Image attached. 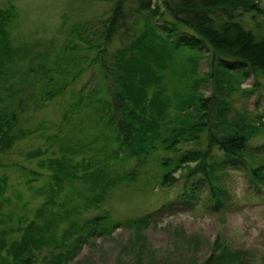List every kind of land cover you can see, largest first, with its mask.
Wrapping results in <instances>:
<instances>
[{"label": "rangeland", "instance_id": "obj_1", "mask_svg": "<svg viewBox=\"0 0 264 264\" xmlns=\"http://www.w3.org/2000/svg\"><path fill=\"white\" fill-rule=\"evenodd\" d=\"M115 1L0 0L9 59L14 69L25 71L24 83L14 84L15 94L0 96V111L16 114L11 122L16 139L0 145V259L8 264H264V180L255 189L249 168L264 164V76L243 67L230 71L231 83L220 84L222 57L209 47L195 62L187 61L191 53L185 49L174 52L163 72L168 113L172 118L173 105L191 91L193 75L194 93L215 99L208 126L198 144L158 147L139 160L128 146L120 147L112 108L102 106L111 103L105 76L114 54L130 39L125 33L104 44ZM124 4L132 25L126 32L133 37L146 22L173 28L164 0L151 4L159 6L158 16L148 9L136 17L139 4ZM257 7L258 13L235 11L253 31L259 24L264 28V0ZM167 36L170 40L173 33ZM48 76L52 94L44 99ZM220 121L251 129L242 132L250 153L246 162L220 166L214 144L212 183L226 190L215 209L203 174L191 178L199 190L188 201L178 196L186 163L178 160L180 167L166 170L185 151L205 149L220 133ZM22 241L27 246L18 252ZM17 252L19 257L13 256Z\"/></svg>", "mask_w": 264, "mask_h": 264}, {"label": "trees", "instance_id": "obj_2", "mask_svg": "<svg viewBox=\"0 0 264 264\" xmlns=\"http://www.w3.org/2000/svg\"><path fill=\"white\" fill-rule=\"evenodd\" d=\"M130 1L139 4L134 9L136 17L148 9L158 16L159 6L152 7L153 0ZM164 2L167 15L173 19L171 29L166 30L164 27L146 22L144 28L133 37L131 33L126 32L132 28V25L127 22L124 0H116L103 31L104 44L115 35L119 37L122 35L123 38L126 33L127 37H130L128 43L114 54L115 61L112 62L111 72L105 76L109 81L111 103L102 106L108 110L112 108L113 123L111 125L118 131L117 142L120 147L128 146L130 152L132 151L131 154L136 155L141 161H144L147 153L158 147L169 150L183 141L198 144L200 132L208 126V114L215 99L212 96L201 97L194 93L198 82L193 75L191 91L177 99L178 101L182 97L173 105L175 113L172 118L168 113V107L171 106L170 101L165 97L166 86L163 72L168 68L174 52L185 49L191 53L186 57L187 61L195 62L201 50L209 47L213 56L220 55L223 60L217 64V67H220L219 74L224 78L220 84H225L224 81L231 83L230 71L243 69V67L258 70L264 76V28L262 24L257 25L256 31L245 28L238 21L240 13H235L236 10L249 12L251 8H256L257 13L260 12L261 9L253 5L251 0H164ZM8 13L9 17L12 16V12L8 11ZM160 16V19L165 22L164 13L160 12ZM7 18L4 14L2 21L6 22ZM149 22L151 23V20ZM259 29L262 30L259 32ZM172 33L173 38L169 40L167 35ZM0 35L3 36L0 37V96L1 93L12 96L15 94L14 84L24 83L25 71L23 67L20 71L12 66L7 41L4 39L6 33L2 26H0ZM193 70L191 69L192 73H194ZM45 80L42 94L44 99H47L52 94L49 85L53 77H45ZM20 87L24 89L23 86ZM149 87L151 91L148 90ZM23 99V96L17 99L18 107L22 105L21 111L25 107ZM220 108L222 111L226 109L225 106ZM9 112L0 111V145L8 144L16 139L13 134L14 125L11 123L16 114ZM105 114L109 115V112L105 111ZM219 123L220 133L218 132V136L209 138L210 141L205 149L185 151L183 157L177 156L173 167L166 170L170 172L171 168L180 167L181 162L186 163L185 166L183 165L185 172L178 176L184 184L178 196L188 201L199 190L196 180L191 178L198 173L203 174L202 180L210 183L214 195L212 198L216 204L213 205L215 209L221 203L226 190L212 183L217 163L212 153L214 144L220 153L218 157L220 166H233L237 161L246 162L245 159L250 153L245 151L248 139L242 133L249 131L250 128L242 126L243 124L239 122L220 121ZM112 154L117 155L115 152ZM178 160L181 162L179 163ZM188 162H195V165L190 167ZM61 168L58 167L56 171H60ZM249 168L255 189L259 190L264 180V164ZM92 223L98 224L97 219ZM91 230L88 232L91 233ZM103 231H105L104 228L101 229V232ZM19 245L21 246L18 252L23 251L27 243L22 241ZM18 252L13 256H17ZM0 264L8 263L0 259Z\"/></svg>", "mask_w": 264, "mask_h": 264}, {"label": "bare ground", "instance_id": "obj_3", "mask_svg": "<svg viewBox=\"0 0 264 264\" xmlns=\"http://www.w3.org/2000/svg\"><path fill=\"white\" fill-rule=\"evenodd\" d=\"M210 114V113H209ZM209 114H208V117H209ZM256 120H257V118H256ZM256 120H254V121H256Z\"/></svg>", "mask_w": 264, "mask_h": 264}]
</instances>
